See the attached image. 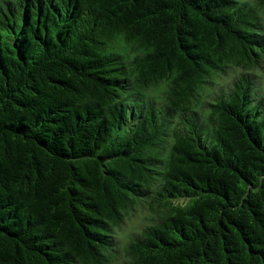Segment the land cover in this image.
<instances>
[{
	"label": "trees",
	"instance_id": "1",
	"mask_svg": "<svg viewBox=\"0 0 264 264\" xmlns=\"http://www.w3.org/2000/svg\"><path fill=\"white\" fill-rule=\"evenodd\" d=\"M0 264H264V0H0Z\"/></svg>",
	"mask_w": 264,
	"mask_h": 264
},
{
	"label": "rangeland",
	"instance_id": "2",
	"mask_svg": "<svg viewBox=\"0 0 264 264\" xmlns=\"http://www.w3.org/2000/svg\"><path fill=\"white\" fill-rule=\"evenodd\" d=\"M146 215H148V211L146 210H139L131 214L130 217L126 219V222L123 227L119 230V235H124L125 233H128L130 231L132 233L133 231L142 227V224L146 222L144 218V216ZM131 233H129V235Z\"/></svg>",
	"mask_w": 264,
	"mask_h": 264
}]
</instances>
